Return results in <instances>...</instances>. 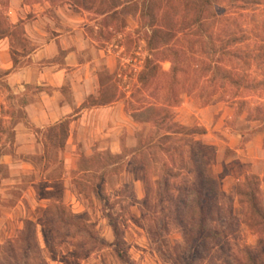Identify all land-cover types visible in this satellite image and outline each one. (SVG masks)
Masks as SVG:
<instances>
[{
	"label": "rangeland",
	"instance_id": "1",
	"mask_svg": "<svg viewBox=\"0 0 264 264\" xmlns=\"http://www.w3.org/2000/svg\"><path fill=\"white\" fill-rule=\"evenodd\" d=\"M196 2L74 0L90 12L83 57L100 83L86 106L115 97L118 110L108 122L92 114L73 140L68 121L17 130L0 121V264L37 263L19 238L32 236L27 222L48 264H239L256 249L249 219L252 194L264 208V0H213L202 12ZM152 24L175 33L168 48L147 47ZM147 58L159 75L145 89L137 77ZM172 122L196 133L162 138ZM192 139L209 147L221 202L234 209L230 236L197 254L176 218L192 198L191 154L204 155ZM109 215L129 262L117 257Z\"/></svg>",
	"mask_w": 264,
	"mask_h": 264
},
{
	"label": "crops",
	"instance_id": "2",
	"mask_svg": "<svg viewBox=\"0 0 264 264\" xmlns=\"http://www.w3.org/2000/svg\"><path fill=\"white\" fill-rule=\"evenodd\" d=\"M0 10V121L14 130L48 129L66 121L73 140L77 126L91 116L108 122L117 102L87 107L100 83L92 61L83 57L89 44V10L74 0H5ZM93 125V123H92ZM5 161L11 156L4 155Z\"/></svg>",
	"mask_w": 264,
	"mask_h": 264
},
{
	"label": "trees",
	"instance_id": "3",
	"mask_svg": "<svg viewBox=\"0 0 264 264\" xmlns=\"http://www.w3.org/2000/svg\"><path fill=\"white\" fill-rule=\"evenodd\" d=\"M195 5H197L196 8L199 10V12H202L203 7L210 8L213 6V0H197ZM194 22H200L199 16L196 17ZM151 28V32L146 33L145 40L147 42V47L151 49V51L160 48L161 46L168 48L169 42L175 33L170 30H165L163 27H157L153 24L151 25ZM158 75L159 69L157 65H153L152 60L147 58L145 60V65H143L142 70L138 74L137 80L143 86V88L146 89ZM114 77H116V75H114ZM115 95L116 93H114V96ZM114 99L115 97H111L108 100L102 102L101 105L110 104L115 101ZM161 110L162 108L156 109L157 113L159 112L158 114H160ZM158 114L155 113L154 115L159 117ZM157 117L154 119H149L147 123L152 121L155 122ZM164 124V119H160L159 125L162 127ZM169 129L172 131H166L162 138L172 140L174 137L181 135L183 132L186 136H193L196 133L193 129H187L176 122L170 123L168 130ZM192 142L198 149L201 150L202 154H204V152L208 151L209 149L207 145H204L199 141H194L192 139ZM164 153L167 155L169 162L172 163L174 161L173 151L167 148L164 150ZM206 156L207 154L199 156L197 153H194V151L191 154V160L193 164L192 172L194 174L192 181L191 202L187 208L188 213L186 211L184 213L180 209L176 212L177 221L187 231V240L192 244L194 253L196 254L200 252V249L208 250L211 241L219 234H222V239H227L228 236H230L229 230L234 219L233 207H226V205L221 202L220 198L221 196H224L221 189L222 183L212 171L211 159ZM251 196L254 217H251L249 220H251L252 226L259 234V243L256 249L245 250L247 260H241L239 264H264V208L260 207L259 203L255 201V196L253 194ZM56 208L58 207L56 206ZM62 213L65 214V211L62 210ZM109 219L116 236L114 244L117 257L124 262H129V256L127 252L121 247L123 238L118 225L111 215H109ZM33 229V223L27 222L25 224V230L29 232L32 231V236L30 235L28 239H25L23 232L20 234L19 238L28 241L32 246L35 247L34 256L36 257V264H48L42 256L39 247H37L38 241L35 237V234H33ZM79 230H83V232L87 233L89 236L92 235L86 226L80 227ZM19 238L13 242H9L11 243V247L18 243ZM14 258H16V256H14ZM225 263L229 264V261H225Z\"/></svg>",
	"mask_w": 264,
	"mask_h": 264
}]
</instances>
